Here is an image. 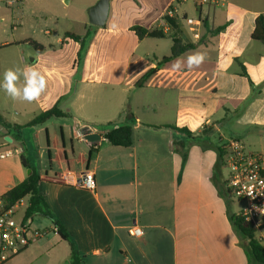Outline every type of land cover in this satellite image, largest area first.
<instances>
[{
  "label": "crops",
  "instance_id": "crops-1",
  "mask_svg": "<svg viewBox=\"0 0 264 264\" xmlns=\"http://www.w3.org/2000/svg\"><path fill=\"white\" fill-rule=\"evenodd\" d=\"M97 1L87 0L88 8ZM170 8L174 17L166 14ZM259 15L264 16V0L202 5L194 0H109L106 22L94 26L82 63L79 43L64 37L86 33L84 24L81 32L73 29L83 23L82 16L66 15L62 27L56 19L55 39L3 41L0 35V53L12 51L0 67V81L7 69L26 66L36 67L48 80L33 103L13 101L0 89L3 122L25 125L56 103L67 114L23 128L21 139H12L21 154L0 159V197L27 178L23 155L38 171L40 193L85 264H249L246 239L229 220L244 204L223 196L226 175L218 166V148L234 140L222 127L227 114L247 116L232 126L235 140H241L246 125L254 127L253 134L264 126V44L251 39ZM183 17L201 19L196 37ZM166 19L176 25L168 26ZM133 26L174 32L194 44L177 57L184 67L174 70L177 58L171 59L136 86L170 54L172 42L167 35L138 40ZM219 27L218 33H209ZM197 52L206 55L204 62L188 69L187 57ZM23 53L31 58L29 64L20 57ZM239 64L247 76L240 75ZM128 124L130 146L114 147L103 138L108 129ZM85 126L100 133L97 144L82 140L79 131ZM166 126L185 127L195 136L207 130L192 140ZM181 141L183 150L175 146ZM91 145L96 149L87 160ZM86 171L93 174L92 191L72 182ZM65 173L70 180L61 179ZM23 203L24 212L27 199L14 209ZM39 218L46 222L39 230L43 235L4 264H70L68 243L50 220ZM132 226L141 228L142 235L130 236ZM255 237L264 246V227Z\"/></svg>",
  "mask_w": 264,
  "mask_h": 264
},
{
  "label": "trees",
  "instance_id": "trees-1",
  "mask_svg": "<svg viewBox=\"0 0 264 264\" xmlns=\"http://www.w3.org/2000/svg\"><path fill=\"white\" fill-rule=\"evenodd\" d=\"M20 2V0H18ZM166 23L168 26L173 27L176 25V20L173 19H166ZM173 29V28H172ZM130 30L135 34L138 40L146 39V38H164L166 35L171 39L172 45L170 49V54L166 57H163L160 61L156 63V67L153 69L148 70L136 83V86H141L145 80L153 73H155L157 67L163 65L164 63L170 61L171 59L177 58L186 51L193 49L194 44L191 43H184L182 39L174 32H170L165 34L161 29H154L148 30L140 26H133ZM222 30V27L216 28L215 30H209L210 34L218 33ZM93 35V28H89L83 36L65 33L64 37L73 40L74 42L79 43L80 47L77 53L78 63L80 62V56L86 50L87 41L91 39ZM251 39L253 41L259 42L264 44V16L259 15L256 17L254 22V29L251 33ZM32 47L40 52L42 50V46L36 44L34 42H29ZM240 67V75L247 76L244 66L239 64ZM67 114L60 110L58 104L56 103L51 108L40 112L34 118H32L28 123L25 125H9L3 122L0 118V124H2L6 129L10 131V135L14 141H19L21 139L20 134L23 128L27 127H39L45 124L47 121L51 119H57L60 117H64ZM174 131L184 135L185 137L196 140L203 136L205 130H202V134L200 135H193L187 128L185 127H173V126H166ZM211 130V128H209ZM15 130L17 132H15ZM103 138L114 147H128L131 145L132 142V130L130 125H124L120 127L110 128L104 132ZM177 149L183 150L185 147L184 141L179 143H175ZM96 147L91 145L88 153H87V160H89L90 155L95 152ZM226 147H219L218 148V166L223 167V157L225 155ZM21 165L25 169H30L31 173L27 176V178L22 181L21 183L17 184L10 190H8L4 195L0 197V215L14 208L20 201L23 199H27V205L24 210V219H31L33 220L35 217H41L48 219L54 225L55 231L58 236L66 241L69 245L70 249V264H85L84 256L81 255L75 243L70 238L67 230L64 226L53 216L48 204L46 203L44 197L40 193L39 189V181L40 176L36 168L29 162L26 156L20 157ZM223 191L224 197L227 198V193L224 189L223 183ZM229 220L231 224L244 236L246 239L244 248L245 253L248 257L249 264H264V246L260 244V242L256 239L255 234L257 229L250 223L246 222L240 215L237 214H230Z\"/></svg>",
  "mask_w": 264,
  "mask_h": 264
},
{
  "label": "built area",
  "instance_id": "built-area-1",
  "mask_svg": "<svg viewBox=\"0 0 264 264\" xmlns=\"http://www.w3.org/2000/svg\"><path fill=\"white\" fill-rule=\"evenodd\" d=\"M213 1V0H212ZM7 4H13L14 0H7ZM198 5L207 4L210 0H194ZM166 14L174 17V11L170 8ZM196 37L201 19L182 18ZM94 132L85 126L80 129L82 136ZM20 150L7 143L0 133V159L20 155ZM223 168L227 170L224 180V189L229 200L242 202L244 207L237 214L246 222L252 224L257 230L264 227V157L255 152L246 151L244 144L239 140H231L225 150L223 157ZM63 181L70 180L68 174L61 175ZM73 184L85 190H94L93 174L86 171ZM17 208H12L0 215V264H4L30 246L43 233L32 227L31 219H24V212L19 215ZM128 234L133 237L142 235L141 228L132 226L128 228Z\"/></svg>",
  "mask_w": 264,
  "mask_h": 264
},
{
  "label": "rangeland",
  "instance_id": "rangeland-1",
  "mask_svg": "<svg viewBox=\"0 0 264 264\" xmlns=\"http://www.w3.org/2000/svg\"><path fill=\"white\" fill-rule=\"evenodd\" d=\"M7 3V0H3L0 3V18L3 13L6 15L3 20H0V35L3 41H11L13 38L32 40L35 37H40L38 39H42V41H45L46 38L55 39V35L60 29V27L56 29L54 26L56 19L58 20L59 26L62 27V20L66 15L82 16L83 23L76 22L73 26L76 32L82 31L83 24L85 25L86 31L89 28L91 29V27L94 28V26H91L88 22L87 10L89 8L87 6V0H73L70 3H67L66 0H21L20 2L14 0L13 4ZM7 9L9 11H7ZM189 16L194 17L193 14H189ZM44 30L49 31L51 35L44 34ZM89 41L90 40L87 41L86 47ZM110 43L111 42L108 41L105 45H110ZM10 52L12 51L0 53V67L6 64V56L12 57ZM84 54L85 52L80 56V63H82ZM20 57L25 60L26 64H29L31 58L27 56L26 53H23ZM149 59L153 60V57H149ZM15 64L16 62L13 65ZM245 117L247 116L243 117L240 113H230L226 115V118L223 119L221 123L223 124L222 127L228 130V136L234 139L238 137H236L234 133L237 131L232 130V126L235 125V122L238 120L245 121ZM257 127L260 128V132L253 134L254 127L246 125L245 128H243V136L240 138V141L244 144L246 151L259 153L264 157V126L259 125ZM224 173L226 175L227 170H224ZM24 205L25 203H23L22 206H18L16 209L17 214L21 215L23 213ZM45 224L46 222L43 219L35 217L32 227L36 230H40Z\"/></svg>",
  "mask_w": 264,
  "mask_h": 264
},
{
  "label": "clouds",
  "instance_id": "clouds-1",
  "mask_svg": "<svg viewBox=\"0 0 264 264\" xmlns=\"http://www.w3.org/2000/svg\"><path fill=\"white\" fill-rule=\"evenodd\" d=\"M206 55L201 52L194 53L187 57V67H199L204 62ZM184 62L177 58L173 63L174 70H181ZM23 80L21 84L20 81ZM48 80L46 75L33 66L23 68H9L3 74V80L0 81V89L13 100L33 103L38 101L46 91Z\"/></svg>",
  "mask_w": 264,
  "mask_h": 264
},
{
  "label": "water",
  "instance_id": "water-1",
  "mask_svg": "<svg viewBox=\"0 0 264 264\" xmlns=\"http://www.w3.org/2000/svg\"><path fill=\"white\" fill-rule=\"evenodd\" d=\"M109 10V0H98L96 4L87 10L88 22L91 26L103 27ZM0 133L3 135L4 140L11 144L12 138L9 136L8 130L0 124ZM101 139L98 132H91L82 135V140L89 144H97ZM31 170L27 169L26 174L30 175Z\"/></svg>",
  "mask_w": 264,
  "mask_h": 264
}]
</instances>
